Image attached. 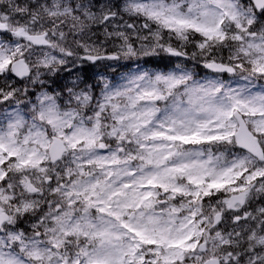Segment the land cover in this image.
Here are the masks:
<instances>
[{
	"label": "snow or ice",
	"instance_id": "6c2138e0",
	"mask_svg": "<svg viewBox=\"0 0 264 264\" xmlns=\"http://www.w3.org/2000/svg\"><path fill=\"white\" fill-rule=\"evenodd\" d=\"M0 264H264V0H0Z\"/></svg>",
	"mask_w": 264,
	"mask_h": 264
},
{
	"label": "rangeland",
	"instance_id": "374dc122",
	"mask_svg": "<svg viewBox=\"0 0 264 264\" xmlns=\"http://www.w3.org/2000/svg\"><path fill=\"white\" fill-rule=\"evenodd\" d=\"M109 47L111 48V45H109ZM121 63L122 64L129 65L131 67V70L132 71H135V69L137 68V66H139L141 68H144V69H147V67H144V59L133 60V61H121ZM189 67H192V64L191 63L189 64ZM147 70H149V69H147ZM125 74H126V70L125 69H120V72L117 74V79H115V81L116 82H120L121 75H125ZM97 91H99V89H97Z\"/></svg>",
	"mask_w": 264,
	"mask_h": 264
}]
</instances>
